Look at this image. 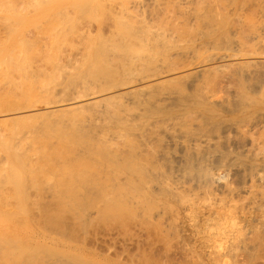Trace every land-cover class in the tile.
<instances>
[{"label":"bare ground","instance_id":"1","mask_svg":"<svg viewBox=\"0 0 264 264\" xmlns=\"http://www.w3.org/2000/svg\"><path fill=\"white\" fill-rule=\"evenodd\" d=\"M26 1L30 2L28 6L33 9L45 10L42 13L34 9V12H38L40 17H47L45 20H49L47 23H45L46 21L42 22L45 25L47 24L48 27L44 25L45 28L40 25L42 29H37L38 31L43 30L42 32L39 31L40 36L42 33L45 34L43 38H41L42 36L39 37L38 32L35 36L39 38L34 37L32 39L30 38L31 34H27L29 31L25 33L26 31L20 28V25L23 27L27 20L21 16V13L28 17L27 15L33 10L31 9L28 13L24 11L30 10V7L25 5ZM12 2H15V0H12ZM18 2L17 0V3H15L16 8L17 5L22 8ZM23 2L25 5L24 10L22 8L24 13L19 12L22 11L20 9H14L15 12H10L11 15L8 12L9 16L15 13V18L18 15L17 20L13 19L14 16L11 18L9 16L3 17L1 14L2 17H0L2 19H0V32L2 31L3 34V39L0 38V124L12 127L10 134H8L9 129L8 131L4 130L7 133H2L3 131L0 130V222L7 225L5 230L0 231V264H139L141 262L140 257L138 256L139 263H137L138 260L135 262L133 253L132 256L130 254L131 259L129 258V261L124 262L119 259L122 257L121 254L118 258L115 257L117 255L113 257L110 254L98 252L95 247L88 243L89 239L87 241L89 228L93 225L95 227V224L100 221L106 222L108 218L111 221L116 219L115 221L118 222V220L124 218L120 217L121 219H119L118 217L123 216V214L126 215V213H128L129 218L135 213V221V218L138 220L144 213L143 216L146 217L149 212L148 218L150 214L153 215L156 212V209L155 212L152 210L154 205L155 208L159 209L160 204L158 205V202L161 201V198L165 199L162 204L166 203L169 210H171L170 201H182L183 204L178 203L182 206L185 204L186 197L177 190L178 187L175 188L176 186L174 187L171 184V180L159 184L161 188L156 191L161 194H159L160 196L157 195V192H154L155 190L151 189L153 186L150 185L152 184H148L149 181L145 180L146 173L149 172L146 171L148 168L144 169V166L148 165L147 159L149 157L147 158L145 155L147 158L145 159L142 156H144V145L149 146L150 144L148 143L151 140L150 135L158 131H170L171 128L173 130V126L178 130L181 129V132L183 129L184 132L187 126H190L192 122L195 123L197 120L194 121V119H198L200 115H202L200 118L205 117L206 121L200 119L199 123L198 119L199 124L197 122L196 124L202 126V120L204 126L207 119L210 120H208L210 123L223 117L224 113L222 114L219 110L222 105H226L224 107L227 109V105L232 103L233 106L231 105V107L234 108L238 101L239 105L236 106H239V114L236 112V115H239V119H236H238L239 124L233 122L234 125L229 126L239 132L240 128L244 127L243 129H245L249 124L251 130H256L260 125L262 126V123L264 124V88L260 89L259 93L251 94L248 93L249 91H243L246 90L243 84L242 91L238 92L239 96L236 95L238 101L234 98L236 100L234 104L232 100L231 102L229 98L227 99L229 96H226V93L224 94L227 91L224 78L219 80L222 76L219 78V74L216 75L215 64L213 67L208 64L211 61L206 58L210 55L205 58L202 55L204 53L202 51L206 52L205 49H208V47L218 48L217 50H219L224 43L228 45L229 41L235 43V37L237 38L236 43H239V45H234L247 48L243 50L244 53L247 50L249 51L248 46H252L255 42L264 45V0H77L74 1L75 3H73V0H63L61 5H52L51 0H38L39 6L33 0H24ZM31 2L36 6L34 7ZM7 4L9 5V3ZM48 4H51V6H47ZM4 5L6 6V4ZM4 7L3 3H0V13H5L3 12ZM6 7L9 9V6ZM248 8H252L251 12L244 15L243 11ZM11 9L13 8L11 7ZM31 14L34 15L33 11ZM35 18L36 21L37 17ZM32 19L34 20V18ZM34 31L30 33L33 34ZM34 34L36 33L34 32ZM66 46L71 47L69 48L71 51L67 50ZM251 46V50H254L255 53V48L252 49ZM73 49L79 51V53L74 52L76 56L73 55ZM247 53L245 55L249 57ZM245 55L240 56V58ZM199 56L205 60L203 61ZM192 57H195L196 60L198 58L202 60L200 62L199 59L195 63ZM213 57H211L212 61ZM252 63H254V60ZM248 64L247 67L252 65ZM228 70L230 71V69ZM213 71L214 73H212ZM243 71L244 69L241 72ZM225 79L227 82V78ZM188 81H191L190 85H193L190 91L184 89V83L188 84ZM241 82L240 85L242 86ZM252 82L254 83V81ZM234 86L232 85V87ZM223 87L225 91L222 89ZM191 88L188 87V89ZM234 109L237 110L236 107ZM196 113L197 115H195ZM193 115L195 116L194 119ZM225 117L224 121L226 122L228 118L225 119ZM231 117L233 118V116ZM255 117H259V119ZM229 119L228 122H230ZM190 120L192 121L189 124ZM219 122L223 124L222 120ZM245 122H248V124ZM185 123L187 126L184 127L183 125V128H181L182 124ZM194 123H192L193 126ZM243 124L246 125L242 126ZM176 125L181 127H176ZM193 126L191 127L193 128ZM205 126L207 127V125ZM190 132H187L190 137L187 136L186 138H199V135L196 136L192 132L193 136ZM187 133H183L185 134L184 137L188 135ZM200 135V138H202V134ZM208 137H206V140ZM249 138L252 139L250 140L251 150L249 148V154L251 153V158L255 159L254 166L251 162L250 164L252 168L256 169L259 168V161L264 160V142L262 146L259 143L261 140H257L256 136L253 135ZM184 143L186 144L187 141H184ZM159 148L157 149L159 150ZM204 148L202 149L205 150ZM246 152L248 153V151ZM150 156L154 158L153 154ZM201 157L203 158V156ZM143 158L147 161L143 162ZM225 161L227 160L225 159ZM190 163L186 164L189 166ZM113 166L118 168L119 171L117 170V173L113 172L116 175H109L111 172H109V168ZM258 168L257 170H259ZM254 171L256 173V170ZM251 172L253 173V171ZM154 177L160 178L157 175H154ZM160 179L162 180V178ZM251 182L250 185L253 188L254 184H251ZM196 183L198 184V182ZM224 183L226 182L224 181ZM153 185L155 186V183ZM211 186L213 187V185ZM246 186L248 187V184ZM146 188L152 191H147ZM246 189L250 190L251 187ZM254 189L256 193L258 188L254 187ZM210 192L208 191V193ZM187 193L185 194L188 195ZM205 193L207 192L205 191ZM255 193L251 189L248 198L250 197L249 200L254 209L259 211L261 208L264 209L262 207L264 192H260L262 194L259 195L260 197ZM194 194L196 195V193ZM235 195L239 198L237 194ZM191 196L193 197V194ZM198 196L199 194H197ZM155 199L158 200L157 203ZM189 199L191 200L189 203L192 200L198 202V198L197 200L196 198ZM195 202L193 204L197 205ZM131 203H133L134 209H136L135 204L138 205L137 207H142L140 216L136 213H139L140 208H137L136 212L131 214L132 216L127 212L130 206L133 207ZM173 206L175 205L173 204ZM163 208L164 211L160 210L161 208L159 210L163 212L162 215H165V206ZM149 209L153 213L150 212L151 210L147 212ZM173 209L175 210L174 207ZM177 211L175 210V212ZM158 215L159 213L150 216V218L156 221L155 219H159L161 216L158 217ZM128 217L126 215L127 220H129ZM126 218L124 219L126 220ZM147 218L146 220L150 221V218ZM142 220L145 219L142 218ZM161 220L157 221L160 222ZM154 221L152 222L155 227ZM123 222L125 221L123 220ZM130 222L133 221L130 219ZM152 222H149L150 227H152ZM136 223L138 224V222ZM4 224L1 223L0 226ZM117 225L121 227V224L118 223ZM144 225L146 224L144 223ZM227 225L229 224L227 223ZM146 226L143 228L151 229L148 228V224ZM122 227L126 228L125 226ZM74 230L76 232H73ZM139 230L138 232L141 231ZM125 231L122 232L125 233ZM158 231L160 230L158 229ZM126 234L128 236V233ZM130 235L133 238L135 234L130 233ZM152 236L156 238V236ZM139 237L137 238L141 239ZM143 237L145 236L143 235ZM126 239L128 240V238ZM163 239L161 240L163 241ZM123 253L122 255H124ZM141 257L145 260L147 258H144L143 255ZM232 258L236 257L232 255ZM236 263L239 264V262L234 264ZM142 264L144 263L142 262Z\"/></svg>","mask_w":264,"mask_h":264},{"label":"rangeland","instance_id":"2","mask_svg":"<svg viewBox=\"0 0 264 264\" xmlns=\"http://www.w3.org/2000/svg\"><path fill=\"white\" fill-rule=\"evenodd\" d=\"M6 1H8V2H6ZM5 2H4V0H2V1H0V3L2 4L3 3V7L5 6L4 4H6V6H9L8 8L9 9H7V7L5 6L4 8H3V12H5V13H0V17H2V15H3V17H8L9 16V13L11 12H15L14 11V9H17V10H22V8H23V10H24V7H25V5H27L28 6V4L30 5V2H25L26 4L24 5V0H18L19 2H18V4H19V6L20 7H22V8H19L18 7V5H17V8H16V6H15V3H17V0H15V2H12V0L11 1H9V0H6ZM29 1V0H28ZM31 1V0H30ZM34 1V3L36 4V2H37V6H39L38 5V0L36 1V0H33ZM36 1V2H35ZM59 1V2H58ZM62 1L63 0H51V4L53 5H61L62 4ZM74 1H77V0H73V3H75ZM40 2V1H39ZM50 2V1H49ZM53 2V3H52ZM61 2V3H60ZM7 3H9V5L7 4ZM12 3V4H11ZM32 4H33V2H31ZM39 4H41V3H39ZM51 4H48L47 6H51ZM14 5V6H13ZM26 6V8H28V7H30V6H28L27 7ZM33 6H34V4H33ZM36 6V5H35ZM34 6V7H35ZM47 6H45V7H47ZM11 7L13 8V9H11ZM15 7V8H14ZM25 8V9H26ZM4 9H5V11H4ZM29 9V8H28ZM31 9H33V8H31L30 7V10H24V11H27L26 13H28V11H31ZM35 9V8H34ZM34 9L32 10L33 11V14L34 15H30V13H32V11L27 15L28 17H25V14L23 15L22 13H21V16H23L25 19H27L26 21H25V23L23 24V27H22V25H20V28H22V29H24L26 32L25 33H27L28 31V35L29 34H31L30 35V38H32V39H34V37L36 38L37 36H35V35H37V33L42 29L41 27H45L46 25H45V23H47V21L49 22V20H45V19H47V17H40L39 15L40 14H38V12L36 13V12H34ZM11 10V11H10ZM23 10L22 11H19V12H23ZM36 10H38V11H40L39 9H35V11ZM251 10H252V8H248V9H246V10H244L243 11V14L245 15V14H249L250 12H251ZM6 11H7V14H6ZM45 10H43V11H40V12H44ZM9 12V13H8ZM18 12V11H17ZM18 12V14H20ZM11 13H10V15H11ZM24 13V12H23ZM2 14V15H1ZM14 14V15H13ZM12 14V16H9L10 18L11 17H13L14 16V20L16 19L17 20V18H18V15L16 16L17 18H15V13H13ZM7 15V16H6ZM20 15H19V17H21ZM35 17H37V20L35 21ZM40 17V18H39ZM24 18H23V20H24ZM32 18H34V20L32 19ZM48 18H49V16H48ZM1 19V18H0ZM42 19H44V21H42ZM2 20V19H1ZM40 20V21H39ZM28 21H29V23H28ZM46 21V22H45ZM42 22H45L44 24L42 23ZM27 23V24H26ZM43 24V25H42ZM40 25H41V27H40ZM45 25V26H44ZM27 28H26V27ZM36 26V27H35ZM46 27H48V26H46ZM45 27V28H46ZM33 28V29H32ZM35 28H36V30H35ZM37 29H40L39 31L37 30ZM1 30V29H0ZM35 30V31H34ZM45 30H47V29H45ZM44 30V31H45ZM32 31H34L36 34H34V32H33V34L32 33H30V32H32ZM37 31V32H36ZM43 31V30H42ZM42 31H40V32H42ZM2 32V31H1ZM0 32V33H1ZM3 32H4V30H3ZM40 32L38 33V35H39V37H41V38H43V37H45V36H43V35H45V34H41V36H40ZM46 32V31H45ZM44 32V33H45ZM1 35V39H3V34L1 33L0 34ZM39 37H37V38H39ZM234 40H235V43H234V41H229V45L228 44H226V43H224L223 44V46H221L222 48H219V50H217L218 48H209L208 47V49H205V50H207L206 52L205 51H202V52H204V53H206V54H202L203 55V57L205 58V57H207L208 55H210V56H208L206 59L207 60H210L211 62H209L208 64L209 65H212V67L214 66V64H215V66H214V68H215V72H216V75H217V73L219 74V78H221V76H222V78L221 79H219V78H217V79H219V80H223V78H224V84H225V88H226V90L228 91L229 90V92H227V91H225V89H224V87L222 88L223 90V92H224V94L226 93V96H229V97H227V99L229 98V101H238V99L236 98V95L238 94V96H239V93L238 92H240V90L242 91V89H243V86L246 88V90H243V91H249L248 93H251V94H255V92H257V93H259L260 92V89H262V88H264L263 86H264V56L262 57V55H264L263 53H264V45L262 44V43H256L255 42V44L253 43L252 44V46L251 45H247L248 47H249V49L251 50V48H250V46L252 47V49H254L255 48V53H254V50L252 51H248L247 50V52H243V50H245V49H247V48H245V46H244V48H240L239 46L237 47L236 45H239V43H236V41H237V38L235 37L234 38ZM228 43V42H227ZM234 44H236V45H234ZM259 46H258V45ZM225 45V46H224ZM232 45V46H231ZM257 46V47H256ZM67 47V50H69V48H71V47H69V46H66ZM66 47H64V48H66ZM228 47V48H227ZM233 47V48H232ZM229 48H231L230 50H229ZM239 48H240V50H239ZM258 48V49H257ZM213 49V50H212ZM76 49H73V55H75V53L74 52H77V53H79V51L78 50H76ZM69 51H71V50H69ZM216 51V52H215ZM240 52V53H239ZM242 52V53H241ZM250 52V53H249ZM252 52V53H251ZM76 53V54H77ZM214 53H216V54H214ZM234 53V54H233ZM244 53V54H243ZM247 53V55L249 54V57H247L245 54ZM214 54V55H213ZM238 54V55H237ZM78 55V54H77ZM227 55V56H226ZM238 56V58H237V56ZM242 55H245L243 58H240V56L242 57ZM76 56V55H75ZM214 56V57H213ZM197 57V56H196ZM199 57H201V56H199ZM203 57H201L202 59H203ZM211 57H213V61H212V58ZM194 60H193V62H198L197 60H199L200 58H198L197 60L195 59V57H192ZM191 58V59H192ZM211 58V59H210ZM215 58V59H214ZM224 58H226V59H224ZM231 58V59H230ZM202 59H200L199 61L201 62V60ZM219 59V60H218ZM222 59H224V60H222ZM243 59V60H242ZM205 59H203V61H204ZM253 60H254V63H252L253 62ZM189 61H190V59H189ZM242 61H243V63L244 62H247V63H249L248 65H251V66H249V67H247V63L245 64H243L242 63ZM259 61V62H258ZM192 61H191V63H193ZM195 62V63H196ZM234 62V63H233ZM238 62V63H237ZM242 63V64H241ZM221 65V66H220ZM235 65V66H234ZM224 66V67H223ZM233 66H234V68H233ZM219 67V68H218ZM225 67H227V68H225ZM230 67V68H229ZM220 68H222L223 70H221ZM250 68V69H249ZM228 69H230V71L228 70ZM238 69V70H237ZM244 69V71L243 72H241L242 70ZM246 69V70H245ZM219 70V71H218ZM241 70V71H240ZM222 71H224L225 73H223ZM229 71V72H228ZM231 71H232V74H231ZM250 71V72H249ZM228 73V75H226L227 73ZM235 74H234V73ZM238 72V73H237ZM248 73V74H246V73ZM212 73H214V71L212 72ZM222 73V74H221ZM242 73V74H241ZM239 74V75H238ZM225 75V76H224ZM230 75V76H229ZM233 75V76H232ZM234 75H235V78H234ZM244 75V76H243ZM228 76V77H227ZM231 76H232V78H233V80H232V78H231ZM241 76V77H240ZM252 76V77H251ZM218 77V76H217ZM248 77V78H247ZM249 77H251L252 79L254 78V80H252L251 78H249ZM225 78H227V82H226V79ZM228 78H229V80H228ZM239 78V79H238ZM235 80H236V82H235ZM233 81V82H232ZM241 82V84H242V86L240 85V82ZM249 81H251V82H249ZM252 81H254V83L252 82ZM191 81H188V84L186 83H184V89H187V90H192V88H191V86H193V85H190L191 83H190ZM220 82V81H219ZM222 83H223V81H221ZM226 82V83H225ZM248 84H247V83ZM229 83V84H228ZM246 83V84H245ZM252 83V84H251ZM237 84H239V85H237ZM244 84V85H243ZM250 84V85H249ZM183 85V84H182ZM228 85V86H227ZM231 85V86H230ZM232 85L234 86V87H232ZM259 85V86H258ZM185 86H187V88H185ZM241 88H240V87ZM250 86V87H249ZM257 86V87H256ZM188 87H190L191 89H188ZM228 87V88H227ZM237 87H238V89H237ZM216 88V87H215ZM234 88V89H233ZM244 88V89H245ZM236 89V90H235ZM252 89V90H251ZM221 90V89H220ZM251 90V91H250ZM256 90V91H255ZM231 91V92H230ZM235 91V92H234ZM215 92H216V90H215ZM222 92V93H223ZM220 93V96L222 95L221 94V91L219 92ZM218 93V94H219ZM234 95H233V94ZM223 94V95H224ZM232 94V95H231ZM219 96V95H218ZM234 96V97H233ZM231 98V99H230ZM236 100H235V99ZM231 101V102H232ZM227 103H230V102H227ZM237 104L236 105H239L238 103H239V101L238 102H236ZM231 105H232V103H230ZM234 104H235V102H234ZM231 105H227L228 107H227V109H225V107H226V105H222V107L224 108H222L221 106V108L219 109V110H221V112H222V114H223V117L222 118H219L218 120H215V121H212V122H210L209 123V119H207V122L205 123L204 122V126L205 125H207V127L205 126V128H203L204 126H203V121H206V118L205 117H203V119L202 118H200V117H202V115H200L199 116V114H198V119H199V123H200V119H202L201 120V124H202V126L201 125H198L199 123L197 122L198 121V119H196L195 118V116L193 117V119H194V121L195 120H197V121H195V123L194 122H192V123H194V126L196 127H194L193 126V124L191 123L190 124V122L192 121V120H190L189 121V124H190V126H187V124H188V122H186L185 124H182V127L181 126H179V125H176V127L178 126L179 128L181 127V128H183V125H184V127H186L187 126V128H186V131H184L183 132V129H182V132L183 133H187L188 131H191L190 133H192V132H194V134H196V136H198L199 135V138L198 137H194V138H186L187 136L188 137H190L189 136V134L188 135H186L185 137H184V135L185 134H183L182 132H181V129H177V128H175L174 126H173V130L175 131V129H177L175 132H176V134H175V132L173 131V130H171L170 129V131H162V132H160V131H158L157 133H155V134H152V135H150V139L151 140H147L148 141V143H150L149 144V146H146V145H144L145 147H143L144 148V150H146V151H144L143 150V155L144 156H142V157H145V155H146V157L148 158L149 157V159H147L146 157H145V159H147L148 160V162L149 163H147L148 165H145L144 166V169L145 168H148V169H146V171L147 172H149V173H146L147 174V176H146V179L145 180H148L149 181V183L148 184H152V185H150L149 187L154 191V192H157L156 190H160V185L165 181H170L171 182V184L175 187V188H177L178 187V191H180L181 192V194L183 193V195L186 197V199H185V204L182 206V205H179L178 203L180 202V204H183V203H181L182 201H170V203H171V205H169V206H171L170 207V209L171 210H169V208L168 207H166V203L163 205L162 204V201L164 202V198H161L160 200L161 201H159L158 202V200H156L155 199V201H156V203L158 202V205L160 204V206H165V209H166V211L164 212L165 213V215H162L163 214V212L162 211H164L163 209V206L162 207H160L159 206V209L160 210H162V211H160L159 209H157V208H155V205L153 206V205H151V206H153L154 207V209H152V210H154V212H155V209H156V212L155 213H153L152 212V210L151 209H149V210H147V212L148 211H150L151 213H153V215H151L150 214V216H154L155 214L157 215L158 213H159V215H158V217L161 215L162 216V220H161V216H160V222L159 221H157V220H159V219H155V217H157V216H155L154 217V219L157 221H154V220H152L151 218H150V216L147 218V215L149 214V212H148V214L146 215V217L145 216H143V215H145V213L143 214V215H141V213L140 212H142L141 211V208L142 207H137L138 205L137 204H135L136 205V209L137 208H140V211H139V213L138 212H136L135 210L136 209H134L135 207H134V205H133V203H131V205H133V207L132 206H130V209H131V211H130V209L128 208V210H127V212H129L130 213V215L132 214V213H134V212H136L137 213V215L139 214V216L141 217H139V216H137V217H139L138 218V220H136L137 218H135V221L136 222H138V224L134 221V217H135V213L133 214V216L131 217V218H129L128 216V213H126V215H127V217H128V219L129 220H127V218H126V215L125 214H123V213H125V212H123L122 214H123V216H119L118 218L119 219H121L122 217H124V218H126V220L124 219V218H122L120 221L118 220V222L117 221H115L116 219H114V218H112V219H114V221L112 220H110L109 218L106 220V222L105 221H100V222H98V223H96L95 224V227H94V225H93V227H91V228H89L90 230H89V232H88V235H87V241H88V239H89V241H88V243H90V245H92L93 247H95V249L96 250H98V252H101V253H103V254H110L111 256H115V255H117V256H115V257H118L119 258V255L121 254V256L122 257H120L119 259H121V261L123 260L124 262H127V261H129L130 259H131V256L134 254V261L136 262L137 260H138V262L137 263H139V260L141 259V264H142V262L145 264V261H146V264L147 263H150V264H155V263H157V264H169V262H170V264H234L235 262H239V264H241V261H242V264H243V262L245 261V263L244 264H264V209H262L261 208V210H257V209H254V207L251 205V202H250V197L248 198V195L250 194V190L251 189H253L254 190V193H255V189H254V187L255 188H258V189H256V193H257V195H258V197H260L259 195L262 193V192H264V179H263V177H264V160H260L259 161V170H257V168L256 169H254V168H252V166H251V164H253V166H254V160H253V158H251V156L250 155H252L251 153L249 154V151L251 150V145H250V140H252V139H250L249 137H251V136H253L254 135V137L256 136L257 138V140L258 139H260L261 141H259V143H260V145H262L263 146V142H264V124L262 123V126L260 125V127H258L256 130H251V129H249V125H248V127L246 126L245 127V129H246V131H245V129H243L244 127H242V128H240V130H239V132H238V130L237 129H234V128H232L231 126H229V125H234L233 124V122L234 123H237V125L239 124V122L237 121L238 119H239V115H236V112H237V114H239L238 113V111H239V109H238V107L239 106H236L235 105V107L237 108V110L235 111V107L234 108H232L231 107ZM219 106V105H218ZM225 106V107H224ZM233 106V105H232ZM230 107V108H229ZM229 108V109H228ZM231 108H232V112H231ZM227 110V111H226ZM229 110V111H228ZM225 111V112H224ZM234 111V112H233ZM227 112V113H226ZM229 112H231V113H229ZM195 115H197V113L195 114ZM226 116V117H225ZM231 116H233V118L231 117ZM234 116H235V119H234ZM197 117V116H196ZM224 117H225V119L226 118H230L229 119V121L230 122H228V119H226L227 121L225 122L224 121ZM236 118H238V119H236ZM256 118V117H255ZM258 119H259V117H257ZM256 118V119H257ZM205 119V120H204ZM223 121V124H222V122H219V121H221V120ZM232 119V120H231ZM234 119V120H233ZM209 120V121H208ZM251 120V119H250ZM196 122L198 123V124H196ZM216 122H219L218 124L216 123ZM231 122H232V124H231ZM248 122H249V120H248ZM248 122H245L246 124H248ZM215 123V124H214ZM228 123H230V124H228ZM250 123V122H249ZM188 124V125H189ZM210 124V125H209ZM211 124H213V125H211ZM219 124H220V126H219ZM224 124H226V125H224ZM245 124V125H246ZM1 125V124H0ZM222 125V126H221ZM244 124L242 125V126H245ZM191 126H193V128L191 127ZM198 126V127H197ZM199 126H201L202 127V129H201V127H199ZM210 126V127H209ZM216 126H217V128H216ZM4 127H6L5 129H4ZM8 127V128H7ZM11 126H4V125H1L0 126V130H2L1 132L2 133H7V132H4V130L5 131H8V129H9V133L8 134H10L11 133V129H12V127L10 128ZM190 127V128H189ZM209 127V128H208ZM212 127V128H211ZM225 127V128H224ZM262 127V128H261ZM2 128V129H1ZM192 128V129H191ZM195 128V130H193ZM259 128H261V129H259ZM190 129V130H189ZM207 129V130H206ZM216 129V130H215ZM233 129V130H232ZM253 129H255V128H253ZM259 129V130H258ZM161 130H163V129H161ZM165 130V129H164ZM185 130V129H184ZM193 130V131H192ZM242 130V131H241ZM195 131H200V132H195ZM204 131V132H203ZM209 131V132H208ZM213 131V132H212ZM215 131V132H214ZM217 131H218V133H217ZM221 131V132H220ZM245 132V134H244V132ZM251 131V132H250ZM256 131V132H255ZM181 132V133H180ZM208 132V133H207ZM243 132V133H242ZM166 133V134H165ZM203 133H205V134H203ZM222 135H221V134ZM240 133V134H239ZM250 133H252V134H250ZM159 134V135H158ZM167 134H168V137H167ZM200 134H202V138H200ZM211 134H212V136H211ZM258 134V135H257ZM155 135H157V136H159V137H157V136H155ZM161 135V136H160ZM175 135V136H174ZM192 135H193V133H192ZM191 135V136H192ZM210 135V136H209ZM242 135H243V137H242ZM260 135V137H258ZM165 136V137H164ZM194 136V135H193ZM192 136V137H193ZM211 137V138H207V140H206V137ZM225 136V137H224ZM155 137V138H154ZM179 137H182V138H179ZM204 137V138H203ZM224 139H223V138ZM247 137V138H246ZM212 138H214V139H212ZM241 138V139H240ZM166 139V140H165ZM185 139V140H184ZM194 139V140H193ZM202 139H204V140H202ZM221 141H220V140ZM223 139V140H222ZM157 140H159V141H157ZM162 140V141H161ZM193 140V141H192ZM210 140H212V141H210ZM218 140H219V142H218ZM156 141V143H154ZM166 141V142H165ZM184 141L186 142L187 141V143L185 144L184 143ZM195 141V142H194ZM198 141H200V143H201V145H200V143H198ZM190 142V143H189ZM148 143H147V145H148ZM262 143V144H261ZM155 144V145H154ZM161 144V145H160ZM245 144V145H244ZM118 145V144H117ZM152 147H151V146ZM195 147H194V146ZM204 145V146H203ZM113 146H114V143H113ZM119 146V145H118ZM153 146H154V148H153ZM167 148H165V147ZM197 146V147H196ZM151 147V148H150ZM159 148V150L157 149V148ZM203 147H205L204 149L205 150H203L202 148ZM217 147H219V148H217ZM238 147V148H237ZM147 148V149H146ZM154 150H153V149ZM195 148V149H194ZM207 148V149H206ZM240 148V149H239ZM249 148H250V150H249ZM150 149V150H149ZM169 149V150H168ZM187 151H186V150ZM192 149H194V150H192ZM200 149V150H199ZM209 149V150H208ZM217 149V150H216ZM222 149V150H221ZM224 149V150H223ZM231 151H230V150ZM247 149V150H246ZM162 150V151H161ZM164 150V151H163ZM195 150H196V152H195ZM198 150V151H197ZM245 150V151H244ZM170 151V152H169ZM200 151V152H199ZM221 151H222V153H221ZM239 151V152H238ZM246 151H248V153L246 152ZM144 152H145V154H144ZM151 152V153H150ZM162 152V153H161ZM165 154H164V153ZM187 152V153H186ZM189 152H190V154H189ZM199 152V153H198ZM216 152V153H215ZM230 152V153H229ZM233 152H235V153H233ZM246 152V153H245ZM159 153V154H158ZM170 153V154H169ZM206 153H209V154H206ZM219 153V154H218ZM149 154V155H148ZM151 154H153L154 156V158H152L150 155ZM163 154V155H162ZM187 154V155H186ZM188 154H189V156H188ZM216 154V155H215ZM223 154V155H222ZM246 154V155H245ZM249 154V155H248ZM184 155V156H183ZM199 155H201V156H203V158L201 157V156H199ZM207 155V156H206ZM226 155H227V157H226ZM157 156V157H156ZM169 156V157H168ZM192 156V157H191ZM194 156H195V158H194ZM206 156V157H205ZM215 156V157H214ZM236 156V157H235ZM242 156V157H241ZM196 157H197V159H196ZM226 157V158H225ZM253 157V156H252ZM152 158V159H151ZM191 158H193V159H191ZM236 158V159H235ZM238 158V159H237ZM144 158H143V162H146L147 160H145ZM156 159V160H155ZM169 159H170V161H169ZM185 161H184V160ZM189 159H191V160H189ZM194 159H196V160H194ZM225 159L227 160V161H225ZM151 160H153V161H155V162H153L152 161V165H153V167L151 168V164H150V162H151ZM174 160V161H173ZM210 160H212V161H210ZM223 160V161H222ZM231 162H230V161ZM162 161V162H161ZM168 161V162H167ZM181 161H182V163H181ZM195 163H194V162ZM203 161V162H202ZM249 161V162H248ZM157 162H158V164H157ZM160 162V163H159ZM184 162V163H183ZM188 164V163H190L189 164V166L186 164V163ZM199 162H200V164H199ZM207 162V163H206ZM212 162V163H211ZM220 162H222V163H220ZM226 162V163H225ZM229 162H230V164H229ZM250 162H251V164H250ZM163 165H162V164ZM192 163H194V164H192ZM198 163V164H197ZM228 163V164H227ZM183 166H182V165ZM186 164V165H185ZM212 164V165H211ZM160 165V166H159ZM168 165V166H167ZM181 165V166H180ZM198 165V166H197ZM156 166V167H155ZM171 166V167H170ZM192 166H194V167H192ZM209 168V170H208V168ZM248 166V167H247ZM113 167H115V166H113ZM109 168V172L111 173H109V175H112V174H114V175H116L115 173H117L116 171L118 170L119 171V169L118 168ZM149 167H150V169H151V171H150V169H149ZM170 167V168H169ZM204 167V168H203ZM237 167V168H236ZM160 168V169H159ZM165 168V169H164ZM175 168V169H174ZM178 168V169H177ZM183 168H185V169H183ZM194 168V169H193ZM222 168V169H221ZM245 168V169H244ZM261 168V169H260ZM263 168V169H262ZM114 169V170H113ZM162 169V170H161ZM169 169V170H168ZM181 169V170H180ZM192 171H191V170ZM225 169V170H224ZM243 169V170H242ZM154 170V171H153ZM157 170H158V172H157ZM159 170H161V171H159ZM166 170V171H165ZM171 170V171H170ZM189 172H188V171ZM247 172H246V171ZM250 170V171H249ZM254 170H256V173H255V171ZM115 171V173H113ZM191 171V172H190ZM202 173H201V172ZM205 171V172H204ZM209 171H210V173H209ZM232 171V172H231ZM251 171H253V173L255 174H253ZM257 171H258V173H257ZM105 172V171H104ZM156 174H155V173ZM171 172V173H170ZM187 172V173H186ZM207 172H208V174H207ZM235 172H236V174H235ZM245 172V173H244ZM261 172V173H260ZM119 173V172H118ZM160 173V174H159ZM167 173V174H166ZM183 173V174H182ZM204 173V174H203ZM249 173V174H248ZM252 173V174H251ZM148 174H150V175H148ZM156 176L157 175V177L158 176H160V178H162V180L159 178V179H157V178H155L154 177V175ZM163 174V175H162ZM184 174L186 175L185 177H184ZM192 174V175H191ZM238 174H240V175H238ZM248 174V175H247ZM256 174H257V176H256ZM120 175V174H119ZM188 175H190L189 177H188ZM203 175V176H202ZM209 175V176H208ZM233 175H234V177H233ZM149 176V177H148ZM179 176H181V177H179ZM196 176V177H195ZM244 176H247V177H244ZM252 176V178H250V177ZM255 176V177H254ZM121 177H122V175H121ZM124 177V176H123ZM204 177V178H203ZM245 178V181H244V178ZM148 178H150V179H148ZM259 178V179H258ZM152 179V180H151ZM166 179H168V180H166ZM200 179H201V181H200ZM231 179V180H230ZM243 179V180H242ZM250 179V180H249ZM252 179V180H251ZM254 179V180H253ZM257 179V180H256ZM162 182H161V181ZM206 180V181H205ZM212 180V181H211ZM152 181V182H151ZM157 183H156V182ZM192 181V182H191ZM203 181V182H202ZM224 181L226 182V183H224ZM249 181V182H248ZM252 181V182H251ZM253 181H256V182H253ZM155 183V186L153 185L154 183ZM177 182V183H176ZM189 182V183H188ZM196 182H198V184L196 183ZM212 182V183H211ZM228 182V183H227ZM250 182H251V184L253 183L254 185V187L252 188V185H250ZM260 182V183H259ZM161 183V184H160ZM211 183V184H210ZM234 183V184H233ZM258 183V184H257ZM160 184V185H159ZM176 184V185H175ZM181 184V185H180ZM188 184V185H187ZM227 184V185H226ZM234 186H233V185ZM248 184V187L246 186ZM256 184V185H255ZM158 187H157V186ZM179 185V186H178ZM194 185V186H193ZM197 185V186H196ZM199 185V186H198ZM211 185H213V187L211 186ZM231 185V186H230ZM200 186H202V187H200ZM207 186V187H206ZM236 186V187H235ZM239 186V187H238ZM251 187V189L249 190V189H246V188H250ZM257 186H259V187H257ZM260 186H262L263 187V189H262V187H260ZM233 187V188H232ZM242 187V189H240ZM245 187V188H244ZM154 188V189H153ZM203 188H204V190H203ZM231 190H230V189ZM151 189H147L146 188V190L148 191V190H151ZM190 189V190H189ZM206 189V190H205ZM246 189V190H245ZM151 190V191H152ZM197 190H200V191H197ZM202 190V191H201ZM249 190V191H248ZM258 190V191H257ZM260 190V191H259ZM185 191V192H184ZM187 191H188V193H187ZM205 191L207 192V193H205ZM208 191L210 192V193H208ZM242 191H243V193H242ZM246 191V192H245ZM153 192V193H154ZM199 192V193H198ZM236 192V193H235ZM261 192V193H260ZM185 193H187L188 195H189V197H188V195H186ZM193 194V197L191 196L192 194ZM194 193H196V195L194 194ZM203 193H205V194H203ZM232 193V194H231ZM240 193H242V194H240ZM246 193V194H245ZM255 193V194H256ZM160 194V193H159ZM158 194V192H157V195L158 196H160ZM197 194H199V196L197 197ZM203 194V195H202ZM207 194V195H206ZM210 194H211V196H213V197H211L210 196ZM235 194H237L238 195V197L239 198H237V196L235 195ZM254 194V195H255ZM196 197H195V196ZM233 195H234V197H233ZM244 195V196H243ZM246 195V196H245ZM262 195V194H261ZM191 196V197H190ZM230 196H232V197H230ZM242 196H243V198H242ZM250 196V195H249ZM256 196V195H255ZM210 197V198H209ZM246 197V198H245ZM189 198H191V199H193V198H196V200H197V198H198V202L196 201H194V200H192V202H190L191 203V205H189L190 203H189V201H191ZM204 198V199H203ZM208 200H207V199ZM212 198V199H211ZM252 198V197H251ZM189 199V200H188ZM201 201H200V200ZM210 199V200H209ZM234 199V200H233ZM237 199V200H236ZM242 199V200H241ZM244 199V200H243ZM245 199H246V201H245ZM248 199V200H247ZM154 201V202H155ZM195 203H197V205H199V206H197L196 204H193L194 202ZM204 201V202H203ZM213 201V202H212ZM233 201V202H232ZM240 201H241V203H240ZM153 202V201H152ZM176 202H177V204H176ZM202 202V203H201ZM235 202V203H234ZM155 203V204H156ZM175 205V206H173V204ZM239 203V204H238ZM245 203V204H244ZM162 204V205H161ZM192 204H193V207H192ZM234 204V205H233ZM238 206H237V205ZM241 204H242V206H241ZM248 204V205H247ZM250 204V205H249ZM157 205V206H158ZM196 205V206H195ZM210 205V206H209ZM156 206V207H157ZM177 206V207H176ZM182 206V207H181ZM185 206V207H184ZM235 206V207H234ZM248 206V207H247ZM146 207V206H145ZM145 207H143V208H145ZM173 207L175 208V210L177 211V212H175V210L173 209ZM180 207H181V209H180ZM184 207V208H183ZM211 207V208H210ZM223 207V208H222ZM242 207V208H241ZM244 207V208H243ZM248 209H247V208ZM251 207H253V208H251ZM262 207L264 208V204L262 205ZM152 208V207H151ZM177 208V209H176ZM210 208V209H209ZM240 208V209H239ZM251 208V209H250ZM236 209V210H235ZM243 209V210H242ZM250 209V210H249ZM254 209V210H253ZM133 210V211H132ZM159 210V211H158ZM172 211V212H175V213H172V212H169V211ZM174 210V211H173ZM199 210V211H198ZM221 210V211H220ZM238 210V211H237ZM239 210H241V211H239ZM247 210V211H246ZM256 210V211H255ZM158 211V212H157ZM261 211V212H260ZM237 212V213H236ZM246 214H245V213ZM259 213V214H258ZM167 214V215H166ZM172 214V215H171ZM191 214V215H190ZM245 214V215H244ZM125 215V216H124ZM170 215V216H169ZM189 215V216H188ZM227 215V216H226ZM165 216V217H164ZM217 216V217H216ZM121 217V218H120ZM225 217V218H224ZM263 217V218H262ZM142 218H144L145 220H146V218L147 219H149L150 218V221H147L146 220V222H145V220H142ZM230 218H231V220H230ZM130 219H131V221H133V222H130ZM139 219H141L142 221H144V222H142L141 220H139ZM238 219V220H237ZM123 220L125 221V222H123ZM129 221V223H127L126 224V222H128ZM142 223H141V222ZM152 221H154V225H155V227L153 226V222ZM112 222V223H111ZM114 222V223H113ZM115 222H116V224H115ZM121 222V223H120ZM123 222V223H122ZM149 222H152V227H150L149 226ZM4 224L3 222H0V224ZM121 224V227H120V225H117V224ZM131 223V224H130ZM144 223L147 225L148 224V228H151V229H146V228H143V227H147L146 225H144ZM168 223V224H167ZM178 223V224H177ZM226 223V224H225ZM227 223L230 225H227ZM122 224H124V225H122ZM126 224V225H125ZM233 224V225H232ZM108 225V226H107ZM117 225V226H116ZM128 225V226H127ZM138 225H139V227H138ZM143 225V226H142ZM107 226V227H106ZM122 226H125L126 228H123ZM132 226H134V227H132ZM141 226V227H140ZM161 226H162V228H161ZM170 226V227H169ZM222 226V227H221ZM230 228H229V227ZM98 227H100V228H98ZM102 227V228H101ZM120 227V228H119ZM132 227V228H131ZM160 227V228H159ZM229 229H228V228ZM236 227V228H235ZM7 228V225H2V226H0V231H3V230H5ZM93 228V229H92ZM107 230H106V229ZM134 228V229H133ZM154 228V229H153ZM156 228H158L160 231H158V229H156ZM166 228V229H165ZM226 228V229H225ZM106 231H105V230ZM123 229V230H122ZM127 229V231H125ZM141 231H140V230ZM145 229V230H144ZM236 229V230H235ZM258 229V230H257ZM109 230V231H108ZM110 230H112L111 232H110ZM138 230L140 231V232H138ZM149 230H152V231H149ZM97 231V233H95ZM122 231H125V233H123ZM129 231H130V233L131 234H135V235H133L134 237L133 238H131L132 237V235H130V233H129ZM143 231V232H142ZM147 232V234H146V232ZM249 231V232H248ZM73 232H76V230H74ZM138 232V234H137V236H136V233ZM150 232V233H149ZM161 232V233H160ZM184 232V233H183ZM247 232V233H246ZM95 233V234H94ZM109 233H111V234H109ZM126 233H128V236H127V234ZM141 233H143V235L145 236V237H143V235H141ZM149 233V234H148ZM168 233V234H167ZM201 233V234H200ZM235 233V234H234ZM246 233V234H245ZM140 234V235H139ZM151 234V235H150ZM158 234V235H157ZM167 234V235H166ZM91 235V236H90ZM95 237H94V236ZM124 235V236H123ZM152 235H154V236H156V238L155 237H153ZM216 235V236H215ZM90 236V237H89ZM110 236V237H109ZM140 236V237H139ZM150 236V237H149ZM163 236V237H162ZM178 236V237H177ZM194 236V237H193ZM195 236H197V237H195ZM238 237V239H237V237ZM242 236V237H241ZM81 237V236H80ZM82 237H84L83 235H82ZM105 237H109V238H105ZM136 237V238H135ZM137 237H139V238H141V239H138ZM148 237V238H147ZM158 237V238H157ZM166 237V238H165ZM200 237V238H199ZM97 238V239H96ZM105 238V239H104ZM111 238V239H110ZM114 238V239H113ZM124 238V239H123ZM126 238H128V240L126 239ZM131 238V239H130ZM145 238V239H144ZM147 238V239H146ZM151 238H153V240H151ZM162 238H164V239H166V240H164L163 239V241L161 240ZM203 238V239H202ZM220 238V239H219ZM110 239V240H109ZM115 240V242H113V240ZM168 239H170V240H168ZM180 239V240H179ZM185 239V240H184ZM112 240V241H111ZM117 240V241H116ZM144 240V241H143ZM161 241V243H160V241ZM214 240V241H213ZM244 240V241H243ZM258 240V241H257ZM146 241V242H145ZM169 243H168V242ZM221 241V242H220ZM243 241V242H242ZM248 242V246L246 245V243ZM93 242V243H92ZM112 244H111V243ZM139 244H138V243ZM144 242V243H143ZM155 242V243H154ZM192 242V243H191ZM240 242V243H239ZM244 242H246V243H244ZM97 243V244H96ZM225 243V244H224ZM106 244V245H105ZM114 244V245H113ZM149 244V245H148ZM156 244V245H155ZM162 244V245H161ZM167 244V245H166ZM176 244V245H175ZM236 244V245H235ZM239 244V245H238ZM241 244H242V246H241ZM250 244V245H249ZM178 245V246H177ZM108 246V247H107ZM149 246V247H148ZM152 246V247H151ZM239 246V247H238ZM235 247H236V249H235ZM240 247H242V249H240ZM107 248H108V252H107ZM109 248H110V252H109ZM114 250H113V249ZM127 248H129V249H127ZM145 248V249H144ZM147 248H149V249H147ZM151 248V249H150ZM238 248V249H237ZM249 248V249H248ZM138 249V250H137ZM171 249V250H170ZM242 251H240V250ZM247 249V250H246ZM112 250V251H111ZM116 250V251H115ZM121 250V251H120ZM141 250V251H140ZM148 250V251H147ZM166 250V251H165ZM204 250V251H203ZM236 250V251H235ZM105 251V252H104ZM136 251V252H135ZM152 251V252H151ZM197 251V252H196ZM238 251H239V253H238ZM119 252V253H118ZM122 252H124L123 254L124 255H122ZM148 252V253H147ZM241 252V253H240ZM248 252V253H247ZM127 253V254H126ZM133 253V254H132ZM138 253V254H137ZM143 253V254H142ZM151 253H152V255H151ZM166 253V254H165ZM194 253V254H193ZM197 253V254H196ZM130 254H131V256H130ZM141 254V255H140ZM171 254V255H170ZM216 254V255H215ZM237 254H238V256H237ZM129 257H128V256ZM135 255H137V256H135ZM143 255V257L144 258H146V260L145 259H143L141 256ZM147 255V256H146ZM155 255L157 256L156 258H155ZM232 255H233V257L235 256L236 258H232ZM240 255H242V256H240ZM247 255V256H246ZM140 257V259H139V257ZM217 256V257H216ZM246 256V257H245ZM250 256V257H249ZM263 256V257H262ZM151 257H152V259H151ZM123 258V259H122ZM130 258V259H129ZM138 258V259H137ZM149 258V259H148ZM165 258V259H164ZM167 258V259H166ZM196 258V259H195ZM136 259V260H135ZM147 259H148V261H147ZM156 259H158V260H156ZM170 261H169V260ZM220 259V260H219ZM234 259V260H233ZM248 259V260H247ZM151 260V261H150ZM166 260V261H165ZM168 260V261H167ZM236 260V261H235ZM173 261V262H172ZM219 261V262H218ZM166 262V263H165ZM175 262V263H174ZM139 263V264H140ZM236 264H238V263H236Z\"/></svg>","mask_w":264,"mask_h":264}]
</instances>
